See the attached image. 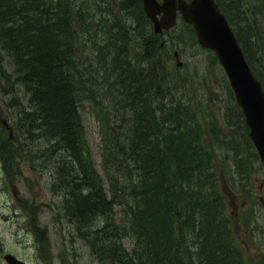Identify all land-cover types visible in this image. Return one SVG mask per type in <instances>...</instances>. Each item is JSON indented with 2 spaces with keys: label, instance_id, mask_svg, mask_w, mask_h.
I'll return each mask as SVG.
<instances>
[{
  "label": "trees",
  "instance_id": "1",
  "mask_svg": "<svg viewBox=\"0 0 264 264\" xmlns=\"http://www.w3.org/2000/svg\"><path fill=\"white\" fill-rule=\"evenodd\" d=\"M8 1L9 13L4 9ZM11 1L0 0V38L3 37L0 40V69L5 64L11 70L0 72V84L19 83L33 110L24 112L26 114L16 120V139L11 141L13 148L8 154L14 162L19 158L38 160L39 153L30 151L26 158L18 157V154L23 149L27 152L33 139L48 140L45 153H42L43 162L55 172L57 190L67 198L63 206L65 218L61 224H67V228L73 230L71 234L76 229L78 237L87 244L98 264H241L240 252L231 241L232 225L220 176L226 171L235 184L247 191L251 168L258 156L226 77L217 91L214 82L205 76L203 94L198 90L193 106L171 90L169 78L172 72L168 69L161 45L154 42V38L150 39L146 49L136 51L139 63L132 62L129 38L143 29L146 33V20L138 21L135 26L116 24L114 13L105 2L85 8L83 6L88 0ZM217 2L226 14L252 71L264 87V25H260L263 24L262 18L256 19L264 13V0L255 4L251 0ZM139 3L140 0H121L118 5L133 11L140 19L143 14L138 9ZM19 5L21 8L17 7ZM62 7H67L64 18L59 13ZM11 10L17 11L15 15L10 14ZM103 11L109 16L103 17ZM185 25L182 37L188 36L189 41L198 46L193 27ZM92 26L103 28L108 39L86 44L80 35L88 33ZM90 49L94 50V57H87L86 52ZM72 56L73 59L70 58ZM142 64L144 68L141 69ZM210 66H214V59ZM115 76L118 87L111 83ZM191 80L190 76L187 85L195 90L196 84ZM198 81L203 87L201 79ZM39 85L42 89L38 90L36 86ZM13 93L17 99V92ZM85 99L97 104L93 116L101 128L102 167L105 166L109 190H114L108 203L103 178L95 167L83 127L80 111L85 107L80 105ZM204 102L207 110H203ZM115 105H121L118 120L114 118L116 121L111 120L110 111L112 109L114 117ZM213 105L218 107L216 114L212 111ZM37 115L42 121L39 122ZM201 115L206 118L204 124ZM117 121L124 123L123 129ZM48 123L63 125L60 124L59 129L48 130ZM93 200H96L95 204ZM114 204L121 207L120 212H111ZM108 205L109 211L105 212ZM116 215H119L120 222H116ZM100 220L102 225L97 222ZM42 239H46L43 246L47 249L48 236L44 235ZM124 239L132 241L131 250L124 246Z\"/></svg>",
  "mask_w": 264,
  "mask_h": 264
},
{
  "label": "rangeland",
  "instance_id": "2",
  "mask_svg": "<svg viewBox=\"0 0 264 264\" xmlns=\"http://www.w3.org/2000/svg\"><path fill=\"white\" fill-rule=\"evenodd\" d=\"M12 1H16V0H12ZM78 1H82V0H78ZM103 2H105L109 7H111L114 15L115 14L117 15L120 13L119 6L117 4V0H88L87 5H84L83 7H85V8L93 7V6L102 4ZM251 2H254V4H255L256 2H258V0H251ZM9 3L10 2L8 1L7 4L5 5L6 7H4L5 11H7V12L9 10ZM107 5H105V7H107ZM75 8H76V6H75ZM66 9H67V7H62L61 10L59 11L62 18H64V16H65ZM15 12H17V11H12V12H10V14H15ZM53 12H55V11H53ZM253 15H256V14H253ZM102 16L103 17L109 16V14H108V12L103 11ZM252 17L254 18L255 16H252ZM259 18H262V21H263V24H260V25H264V13L261 15V17L260 16L256 17V19H259ZM102 29H100V26L99 27L92 26V27H90V31H88V33H84V34L80 35V39L86 40V44L92 40H94L95 43H100V40L104 36V34L102 36H100L102 34ZM185 30H186L185 23L180 22L179 25L176 28H174L173 30L163 33V35L160 37V42L163 44L162 53L166 59L168 69H169V71L172 72L171 78H169V85L171 87V90L176 95L180 96V99L182 97L185 101L192 103L193 99L196 97L198 90L201 93V95L203 94L202 91L204 90V88L202 86H200V82L198 81L201 79V82L204 83V81L202 80V76L204 77L207 75H214L215 74L214 78H216V82H218L219 80L222 81L223 73L221 74L220 71L218 73H216L215 70L213 72L212 69L208 70L210 63L213 61V59H211L209 57L210 52L202 49L201 47L194 46L193 43L189 41L188 36L183 38L181 34ZM263 31H264V29H263ZM180 37L183 38V41H180ZM134 43L135 44H132L130 46V58H132V57L138 58V56L136 55V50L138 49L139 52H141L143 50L138 42H134ZM85 47H87V45H85ZM93 52H94V50H91V51L88 50L86 52V55L87 56L92 55ZM175 53H179V60H180V62L183 63V65L180 68L177 67V61L175 58ZM135 62L139 63V59L135 60ZM43 68H46V67H43ZM8 69L10 70V68H8ZM1 70H2V68L0 69V71ZM9 72H11V70ZM190 76L192 77L191 83L196 84L195 90H194L193 86L187 85V80L189 79ZM185 77H186V80L183 81V79ZM213 81H215V80H213ZM3 83H5V82H1V84H0V92L2 90L3 91L6 90L5 91L6 94L2 95L0 93V114L3 113L2 110H5V114H6L5 116L7 118H9L11 115L14 118V122H15V123L13 122L14 127L17 128L16 120L18 119V117H22L24 112H26L25 106L27 104H29L28 97L25 94V92H23V90H22L21 93H19V97L17 99H15L14 96L12 97L9 95V93L13 92L14 90L4 88L2 86ZM111 83L113 85L116 84L113 81V79L111 80ZM18 86H20V85L17 84L16 87H18ZM41 88H42L41 86H36V89H38V90ZM104 90H105V88H104ZM14 92H16V91H14ZM56 94H58V92ZM10 98H12L13 100ZM11 103H13V105ZM92 103L86 102V99H85L80 105V106H84L85 108H81L80 113L84 119L83 127L86 130V138H88L87 142L89 144L90 151H92L94 164L96 166V169H98L97 171L102 175L103 182H104L105 179H107V176L103 172L104 170L101 166V148H100L101 128H100L99 121L93 116V113H95V106L97 104H92ZM10 105H12V107H9ZM192 105H193V103H192ZM51 106H52V104H51ZM54 106H58V105H54ZM52 109H54V108H52ZM212 111L213 112L215 111V114H216L217 108L215 106H213ZM36 118L39 120V122L42 121L40 116L37 115ZM114 118H115V116H114ZM59 119L57 121H59ZM54 124L55 123H53V124L48 123V129L50 130V129H52V127L55 129L56 128L59 129L60 125L59 124L54 125ZM15 133L17 134L16 131H15ZM7 138H8V134L0 126V142L2 140H6ZM41 139L42 138H40V139L38 138V140H32L30 142L31 148L28 147L27 149H29V150L31 149L30 150L31 152L40 153V155H41V153L45 151V143H49L48 140H46V138H43L42 140ZM26 140H28V139L26 138ZM38 147H40L41 149ZM42 147H43V149H42ZM28 152L29 151L26 152L23 149V151H21L18 154V157L22 156V157L26 158V157H28ZM2 153H4V152L0 153V158H2L1 157ZM38 161L39 160H34V162L23 163L21 165V167H19V165H17V162L15 161L12 164V165H14V170H12V171L18 175H21L23 173L25 167H31L32 171H33V177L35 179V180L33 179L34 182L32 183L29 181V179H31V178H29V179L23 178V179L17 180L18 184L20 186H28V185L33 186L34 189H33V200H32L33 203L32 204H35V208L39 204L40 201L43 202V200H45L46 202L51 204V207L54 209H52V210L49 208L46 209V219L44 221L41 219V217L38 216V213L34 214L35 219L30 221L28 224L26 223V226L23 225L22 229L19 231H17V226L19 224L17 223V221H15V218H12L14 222L7 221V220H4V221L1 220L0 239H1V241L4 242L3 249L6 251V247L9 244V247L11 248V250L13 252H15L18 255H23L21 249L24 250L22 245L24 244V242L26 240L23 241L24 237L20 239L19 235H21V236H25V235H29V234L34 235L33 229L35 227H37L41 231L43 229H46L48 232V238L50 239V243H51V245H50L51 257H50V261H49L51 264H95L96 258L94 256L92 257L91 251L87 245L82 244V242L80 240H76V246L72 248L71 245L69 244V242L67 240H65L64 230L63 229L61 230L58 226L61 224V220L63 218H65L63 206H64L66 200L61 201V199L57 195V191L54 189L55 186H54L53 182L50 183L49 178L44 177V175L42 174L41 171H39L41 173V179H37V175H38L37 171L39 168L37 165ZM251 169H250L251 170L250 185L252 186V190L250 193H252V195L250 196L249 200H248V198L244 199V196H242L240 193H234L232 191L230 192L229 188L227 187V182L225 180L224 181L222 180V183L224 186V191H225L226 196H227V200L229 201V204H230V211H228V214L230 215L231 212H232V214H234L233 211H236V213H235V218H236L235 229H236V231H240V233L237 234L236 240H238L239 246L242 248L244 262L246 264H264V208L261 205L262 204L261 198H264V183H263L264 182L263 181V179H264V168L261 167V164L259 162H256L254 167ZM0 180H1V177H0ZM103 186H104L105 191H106V189L107 190L110 189V186H107V183L103 184ZM236 188H240V186L237 185ZM26 189H30V188H26ZM40 193L43 194L44 198H42L40 196L41 195ZM106 193H107V191H106ZM0 197H3V196L0 195ZM251 198L254 199V201L257 204L256 208H255V210H256L255 215L260 216L261 220H259L255 215L251 216L250 213H249L250 220H248L249 215H248L247 211L249 210V207H250L249 205H251L250 202H252ZM247 201H249V202H247ZM5 204H13L14 206H18L17 201H7V202H5ZM23 206H24V204H23ZM119 208L120 207L113 208V212L120 211ZM4 211H5V207H2L0 209V217L2 216ZM13 212L14 211H12V213L10 212L11 217L13 216ZM10 213H8V214H10ZM53 213H54V215H53ZM54 216L58 217V220L56 221L57 223L54 222V220H53ZM116 217H117L116 222H118L120 220V219H118L119 215H116ZM242 218L243 219L245 218V221H241ZM258 223L260 224V227L257 225ZM61 225H66V227H67V224H61ZM251 226H257L260 230L254 232V234H252V230L249 229ZM23 229H24V231L21 232ZM17 234H19V235H17ZM251 235H252V237H251ZM31 238H32V243H33L34 237L32 236ZM124 244H125L127 249L130 250L132 248V244H131L129 239L125 240ZM26 247L30 248L29 253L31 254V257H32L29 264H41V262L44 261V250H43L42 246L38 245L35 242L34 247L31 248L30 245H27ZM53 250L56 251L55 255H52ZM46 251H47V249H46Z\"/></svg>",
  "mask_w": 264,
  "mask_h": 264
},
{
  "label": "water",
  "instance_id": "3",
  "mask_svg": "<svg viewBox=\"0 0 264 264\" xmlns=\"http://www.w3.org/2000/svg\"><path fill=\"white\" fill-rule=\"evenodd\" d=\"M147 13L152 17L156 33L176 24L177 12L184 21L192 24L199 43L216 51L233 88L237 104L242 108L246 124L264 161V92L261 83L251 72L225 16L215 0H144ZM160 15V20H158Z\"/></svg>",
  "mask_w": 264,
  "mask_h": 264
},
{
  "label": "bare ground",
  "instance_id": "4",
  "mask_svg": "<svg viewBox=\"0 0 264 264\" xmlns=\"http://www.w3.org/2000/svg\"><path fill=\"white\" fill-rule=\"evenodd\" d=\"M36 1V0H35ZM65 1V0H64ZM12 2V1H11ZM19 2V1H18ZM18 2H16L17 3V5H18ZM31 2V1H30ZM40 2V1H39ZM39 2H37V3H39ZM46 2V1H45ZM14 3V2H13ZM34 3V2H33ZM36 3V2H35ZM42 3V2H41ZM41 3H39V4H41ZM84 3V2H83ZM10 4V3H9ZM38 4V5H39ZM43 4H45V3H43ZM47 4V3H46ZM26 5V4H25ZM13 6V5H12ZM14 6H16L15 4H14ZM23 6H24V4H23ZM37 5L35 4V6L34 7H36ZM48 6V5H47ZM6 7V6H5ZM17 7H20V5L19 6H17ZM16 8V7H15ZM21 8V7H20ZM27 8V7H26ZM25 8V9H26ZM5 9V8H4ZM19 9V8H18ZM3 10V9H2ZM15 10V9H14ZM24 10V9H23ZM22 10V11H23ZM12 11V10H11ZM20 12V11H19ZM9 13V12H8ZM22 14V13H21ZM20 14V15H21ZM7 15V14H6ZM5 15V16H6ZM15 15V14H14ZM22 15H24V14H22ZM10 16V15H9ZM3 17V16H2ZM7 17V16H6ZM8 18V17H7ZM16 19V18H15ZM34 19H35V17H34ZM41 19V18H40ZM43 19V18H42ZM45 19V18H44ZM49 19V18H48ZM53 19V18H52ZM22 20V19H21ZM39 20V19H38ZM51 20V19H50ZM49 20V21H50ZM53 21V20H52ZM33 22V21H32ZM14 23V22H13ZM21 23H22V21H21ZM31 23V22H30ZM42 23V22H41ZM34 24H36V23H34ZM33 24V25H34ZM24 25V24H23ZM33 25L31 26V27H33ZM37 25V24H36ZM39 25V24H38ZM46 25H48V23L46 24ZM4 26V25H3ZM41 27H42V25H40ZM52 26V25H51ZM55 26V25H54ZM7 27V26H6ZM23 27V26H22ZM31 27H30V29H31ZM4 28V27H3ZM28 28V27H27ZM34 28V27H33ZM32 28V29H33ZM44 28H46V27H44ZM50 28V27H49ZM56 28V27H55ZM1 29V28H0ZM31 29V30H32ZM37 29V28H36ZM40 29V28H39ZM51 29V28H50ZM49 29V30H50ZM54 29V28H53ZM44 30V29H43ZM46 30V29H45ZM44 30V31H45ZM58 30V29H57ZM6 32H7V30H5ZM26 31V30H25ZM33 31V30H32ZM43 31V32H44ZM55 31V30H54ZM242 31V30H241ZM250 31V30H249ZM1 32H2V30H1ZM18 32H20V30L18 31ZM23 32V31H22ZM39 32H40V30H39ZM43 32H41V33H43ZM57 32V31H56ZM64 32V31H63ZM237 32V31H236ZM246 32V31H245ZM26 33H27V31H26ZM33 33V32H32ZM40 33V34H41ZM58 33V32H57ZM60 33H62V31L60 32ZM59 33V34H60ZM24 34V33H23ZM28 34V33H27ZM45 34V33H44ZM54 34V33H53ZM258 34V33H257ZM9 35V34H8ZM25 35V34H24ZM35 35V34H34ZM39 35V34H38ZM246 35V34H245ZM3 36V35H2ZM10 36V35H9ZM12 36V35H11ZM22 36V35H21ZM26 36V35H25ZM28 36V35H27ZM50 36H51V34H50ZM7 37L8 36H6L5 38L7 39ZM29 37V36H28ZM34 37V36H33ZM56 37V36H55ZM62 37V36H61ZM60 37V35H59V38H61ZM129 37V36H128ZM31 38V37H30ZM36 38V37H35ZM51 38V37H50ZM63 38V37H62ZM189 38V37H188ZM3 40V37L2 38H0V40ZM14 39V38H13ZM12 39V40H13ZM44 39V38H43ZM53 39H54V37H53ZM57 39V38H56ZM65 39V38H64ZM88 39V38H87ZM114 39V38H113ZM129 39H131V38H129ZM180 39H181V37H180ZM254 39V38H253ZM8 40V39H7ZM24 40V39H23ZM49 40V39H48ZM55 40V39H54ZM179 40V39H178ZM186 40V39H185ZM264 40V39H263ZM6 41V40H5ZM22 41V40H21ZM62 41V40H61ZM92 41H94V40H92ZM101 41V40H100ZM117 41H118V39H117ZM123 41V40H122ZM126 41V40H125ZM18 42V41H17ZM28 42V41H27ZM45 42V41H44ZM52 42V41H51ZM63 42V41H62ZM114 42V41H113ZM119 42H121V41H119ZM130 42V41H129ZM41 43V42H40ZM50 43V42H49ZM54 43H56V42H54ZM64 43V42H63ZM95 43V42H94ZM102 43V42H101ZM27 44H29V43H27ZM59 44V43H58ZM126 44V43H125ZM128 44V43H127ZM133 44H135V43H133ZM178 44V43H177ZM16 45V44H15ZM59 45H61V44H59ZM108 45V44H107ZM184 45V44H183ZM27 46V45H26ZM47 46V45H46ZM53 46V45H52ZM54 46H56V45H54ZM53 46V47H54ZM65 46V45H64ZM72 46V45H71ZM104 46V45H103ZM110 46V45H109ZM118 46V45H117ZM9 47V46H8ZM30 47V46H29ZM50 47V46H49ZM56 47H58V46H56ZM55 47V49H58V48H56ZM60 47V46H59ZM93 47H95V45H93ZM111 47V46H110ZM62 48V47H61ZM65 48V47H64ZM67 48L69 49L70 47H68L67 46ZM115 48V47H114ZM120 48V47H119ZM118 48V49H119ZM14 49V48H13ZM50 49V48H49ZM54 49V50H55ZM100 49V48H99ZM107 49V48H106ZM106 49H102V51H104V50H106ZM109 49V48H108ZM111 49H112V47H111ZM121 49V48H120ZM123 49V48H122ZM1 50V49H0ZM10 50V49H9ZM8 50V51H9ZM20 50V49H19ZM18 50V51H19ZM37 50V49H36ZM47 50V49H46ZM51 50V49H50ZM59 50V49H58ZM66 50V49H65ZM14 51V50H13ZM30 51V50H29ZM67 51V50H66ZM90 51H91V49H90ZM110 51V50H109ZM117 51V50H116ZM49 52V51H48ZM69 52H70V50H69ZM106 52V51H105ZM118 52H120V51H118ZM4 53V52H3ZM6 53V52H5ZM36 53V52H35ZM42 53H44V52H42ZM41 53V54H42ZM47 53V52H46ZM52 53H53V51H52ZM56 53V52H55ZM59 53V52H58ZM65 53V52H64ZM94 53V52H93ZM96 53V52H95ZM101 53V52H100ZM107 53V52H106ZM121 53V52H120ZM123 53V52H122ZM16 54V53H15ZM60 54V53H59ZM105 54V53H104ZM3 55V54H2ZM20 55V54H19ZM21 55H23V54H21ZM31 55V54H30ZM34 55V54H33ZM56 55V54H55ZM61 55H62V53H61ZM66 55V54H65ZM83 55V54H82ZM5 56H6V54H5ZM13 56V55H12ZM35 56V55H34ZM93 56V55H92ZM98 56H100V55H98ZM9 57H11V56H9ZM30 57H32V56H30ZM57 57V56H56ZM60 57V56H59ZM63 57V56H62ZM88 57V56H87ZM94 57V56H93ZM64 58H65V56H64ZM64 58H63V61H64ZM66 58H68V57H66ZM70 58H72L73 59V56L72 57H70ZM84 58V57H83ZM92 58V57H91ZM98 58V57H97ZM8 59V58H7ZM7 59H6V62H7ZM33 59H35V58H33ZM56 59V58H55ZM58 59V58H57ZM69 59V58H68ZM96 59V58H95ZM11 60H12V58H11ZM15 60V59H14ZM31 60V59H30ZM30 60H28V61H30ZM60 60V59H59ZM34 60H32V62H33ZM63 61L61 62V65H62V63H63ZM66 61V60H65ZM78 61V60H77ZM81 61V60H80ZM79 61V62H80ZM89 61V60H88ZM87 61V62H88ZM5 62V61H4ZM5 62V63H6ZM15 62H17V61H15ZM14 62V63H15ZM20 62H22L21 60H20ZM26 62V61H25ZM35 62V61H34ZM69 62V61H68ZM68 62H65V63H68ZM74 62V61H73ZM86 62V63H87ZM11 63H13V62H11ZM24 63V62H23ZM31 63V62H30ZM36 63V62H35ZM60 63V62H59ZM59 63H56V64H59ZM72 63V62H71ZM1 64H3V63H1ZM20 64V63H19ZM26 64H27V62H26ZM78 64V63H77ZM85 64V63H84ZM35 65V64H34ZM36 65H38V63L36 64ZM39 65H40V63H39ZM55 65V64H54ZM67 65V64H66ZM65 65V66H66ZM73 65H74V63H73ZM80 65V64H79ZM83 65V64H82ZM4 66H7V65H5L4 64ZM33 66V65H32ZM31 65L29 66V67H32ZM65 66L63 67V68H65ZM70 66V65H69ZM25 67H26V65H25ZM33 67H35V66H33ZM57 67V66H56ZM59 67V66H58ZM62 67V66H61ZM68 67V66H67ZM72 67V66H71ZM71 67H70V70H71ZM74 68H75V66H73ZM81 67V66H80ZM28 68V67H27ZM43 68V67H42ZM40 69V68H39ZM47 69V68H46ZM59 68H57V70H58ZM23 70H24V68H23ZM28 70V69H27ZM26 70V71H27ZM31 70V69H30ZM34 70V69H33ZM37 70H38V68H37ZM36 70V71H37ZM56 70V71H57ZM60 70V69H59ZM64 70V69H63ZM46 71V70H45ZM54 71V70H53ZM74 71V70H73ZM24 72V71H23ZM30 72V71H29ZM34 72V71H33ZM58 72H60V71H58ZM57 72V73H58ZM64 72V71H63ZM135 72V71H134ZM36 73V72H35ZM42 73V72H41ZM66 73V72H65ZM64 73V74H65ZM70 73H71V71H70ZM74 73V72H73ZM127 73V72H126ZM54 74V73H53ZM52 74V75H53ZM58 74H60V76H61V73H58ZM48 75H50L49 73H48ZM67 75V74H66ZM65 75V76H66ZM73 75V74H72ZM126 75V74H125ZM127 75H129V73L127 74ZM37 76V75H36ZM39 76V75H38ZM47 76V75H46ZM54 76V75H53ZM59 76V77H60ZM24 77V76H23ZM31 77V76H30ZM41 77V76H40ZM50 77H51V75H50ZM55 77V76H54ZM67 77H68V75H67ZM67 77H64V78H67ZM17 78V77H16ZM27 78H28V76H27ZM34 78V77H33ZM49 78V77H48ZM58 78V77H57ZM61 78H63V76L61 77ZM68 78H70V77H68ZM131 78H132V75H131ZM28 79H30V78H28ZM41 79V78H40ZM46 79V78H45ZM14 80V79H13ZM18 81H19V79H17ZM55 80H56V78H55ZM54 79H53V81H54V83H56V81H55ZM60 80V79H59ZM58 80V81H59ZM24 81H25V79H24ZM51 81V80H50ZM65 81V80H64ZM129 81V80H128ZM22 82H23V80H22ZM27 82V81H26ZM33 82H35V81H33ZM40 82V81H39ZM42 82V81H41ZM61 82V81H60ZM30 83H31V81H30ZM62 83V82H61ZM61 83L59 84V85H61ZM13 84V83H12ZM17 84H19V83H17ZM20 84H22V83H20ZM38 84V83H37ZM24 85V84H23ZM43 85V84H42ZM56 85V84H55ZM203 85V88H205L204 87V83L202 84ZM34 86H35V84H34ZM40 86V85H39ZM146 86V85H145ZM150 86V85H149ZM28 87V86H27ZM26 87V88H27ZM42 87V86H41ZM61 87V86H60ZM151 87V86H150ZM24 89V88H23ZM34 89V88H33ZM42 89V88H41ZM61 89V88H60ZM26 90H29V89H26ZM6 91V90H5ZM38 91V90H37ZM14 92V91H13ZM13 92H11V93H9V95L10 96H14L15 98H16V96L14 95V93ZM24 92V91H23ZM32 92V91H31ZM2 95H5L4 94V92L3 91H1L0 92ZM8 93V92H7ZM19 93H21V91L19 92ZM26 93V92H25ZM35 93H37V92H35ZM15 94H16V92H15ZM45 94V93H44ZM17 95H18V97H19V94H18V92H17ZM42 95V94H41ZM64 97H65V95H64ZM10 99H12V98H10ZM9 99V100H10ZM13 100V99H12ZM13 102V101H12ZM20 102V101H19ZM14 103V102H13ZM13 103H11L12 105H13ZM12 105H10L9 107H12ZM49 107V106H48ZM60 107V106H59ZM17 108V107H16ZM65 108V107H64ZM20 109V108H19ZM70 109V108H69ZM68 109V110H69ZM61 110V109H60ZM58 111V113H61V111ZM63 110V109H62ZM67 110V111H68ZM71 110V109H70ZM17 111V110H16ZM26 111V110H25ZM50 111H52V110H50ZM73 111V110H72ZM63 112V111H62ZM22 113V112H21ZM20 113V114H21ZM46 113V112H45ZM57 113V112H56ZM57 113V114H58ZM16 114V113H15ZM18 114V113H17ZM19 114V115H20ZM24 114H26V113H24ZM65 114H66V112H65ZM73 114V113H72ZM18 115V116H19ZM55 115V114H54ZM21 116V115H20ZM25 116V115H24ZM27 116H28V114H27ZM34 116V115H33ZM58 116V115H57ZM60 116L62 117V115L60 114ZM64 117H65V115H63ZM69 116V115H68ZM67 116V117H68ZM31 117V116H30ZM50 117V116H49ZM19 118V117H18ZM54 118V117H53ZM66 118V117H65ZM65 118H63V119H65ZM17 119V118H16ZM23 119V118H22ZM51 120H52V118H50ZM59 119V118H58ZM62 119V120H63ZM67 119V118H66ZM69 119V118H68ZM25 120V119H24ZM47 121V120H46ZM67 121V120H66ZM27 122H28V120H27ZM65 122V121H64ZM57 123V122H56ZM68 123V122H67ZM53 124V123H52ZM61 124V123H60ZM59 124V125H60ZM66 124V123H65ZM118 124L119 125H121L122 126V129H123V125L122 124H124L123 122H118ZM117 124V125H118ZM55 125V124H54ZM61 125H63V124H61ZM67 125V124H66ZM50 126V125H49ZM126 126V125H125ZM25 127V126H24ZM51 127V126H50ZM127 127V126H126ZM192 127V126H191ZM60 128V127H59ZM116 128V127H115ZM118 128H120V126L118 127ZM189 128V127H188ZM52 129H53V127H52ZM57 129V128H56ZM55 129V130H56ZM129 129V128H128ZM31 130V129H30ZM29 130V131H30ZM49 130V129H48ZM119 130V129H118ZM125 130V129H124ZM22 131V130H21ZM24 131V130H23ZM39 131H41V130H39ZM47 131V130H46ZM32 132H34V131H32ZM192 132V131H191ZM23 134V133H22ZM21 134V135H22ZM30 133L28 132V135H29ZM40 135H42V134H40ZM30 136V135H29ZM46 136V135H45ZM34 137H35V135H34ZM37 138V137H36ZM16 139V133H15V131H13V132H11L9 135H8V138L6 139V140H2L1 142L2 143H4L5 142V145H4V147H2L1 149H0V151L1 152H4V154H5V156H6V160L7 161H9V163L12 165L13 163H14V159H13V157H10L9 156V154H8V151L10 150V149H12L13 148V142H11L12 140H15ZM30 139V138H29ZM43 139V138H42ZM41 139V140H42ZM32 140V139H31ZM34 140V139H33ZM38 140V139H37ZM40 141V140H39ZM29 142H30V140H29ZM42 142V141H41ZM45 142V141H44ZM47 142V141H46ZM33 143V142H32ZM37 143V142H36ZM46 144V143H45ZM47 145V144H46ZM29 147V146H28ZM27 147V148H28ZM44 147V146H43ZM43 147H42V149H43ZM30 148H31V146H30ZM33 148V147H32ZM38 148H40V147H38ZM100 148H101V139H100ZM34 149V148H33ZM36 149V148H35ZM41 149V148H40ZM45 149H46V147H45ZM31 150V149H30ZM30 150L28 149V151L30 152ZM42 151V150H41ZM0 152V153H1ZM11 152V151H10ZM29 152H28V155H29ZM57 152V151H56ZM92 152V151H91ZM42 153H45V152H42ZM42 153H41V155H40V157H38V160H40V162H41V165H40V167H39V171H41L42 172V174L44 175V177H47V178H49V180H50V183H52L54 180L53 179H56V174H55V172L52 170V169H50V168H48V167H46L45 166V163L43 162V158H42ZM49 153V152H48ZM47 153V154H48ZM40 154V153H39ZM2 155H3V153H2ZM55 155V154H54ZM53 156V155H52ZM2 157V156H1ZM34 157V156H33ZM49 157V156H48ZM92 158H93V156H92ZM54 159V158H53ZM28 160H31V161H34V159H32V158H28ZM50 160V159H49ZM46 161V160H45ZM48 161V160H47ZM52 162V161H51ZM55 164V163H54ZM57 164V163H56ZM49 165H51L50 163H49ZM82 166V165H81ZM101 166H102V150H101ZM83 167H84V165H83ZM96 167V166H95ZM105 167V166H104ZM104 167H102V168H104ZM68 169H69V167H68ZM74 169H75V167H74ZM74 169H73V171H74ZM105 169V168H104ZM103 169V170H104ZM79 170V169H78ZM98 170V169H97ZM67 171V170H66ZM69 171V170H68ZM105 171V170H104ZM103 171V172H104ZM70 172V171H69ZM79 172H80V170H79ZM84 174V173H83ZM77 175V174H76ZM84 177V176H83ZM78 178V176L76 177V179ZM70 179V178H69ZM84 180V179H83ZM86 180V179H85ZM29 181L30 182H34V180L33 179H29ZM69 181V180H68ZM29 186V185H28ZM37 186V185H36ZM34 188H33V186L32 185H30V190H33ZM54 189H55V187H54ZM106 192V191H105ZM75 197H76V194H75ZM81 197V196H80ZM74 198V197H73ZM75 199V198H74ZM85 199V198H84ZM81 200V199H80ZM79 200V201H80ZM61 201H64V200H61ZM89 201V200H88ZM78 202V201H77ZM81 202V201H80ZM90 202V201H89ZM59 204V203H58ZM57 204V205H58ZM78 205V204H77ZM87 205V204H86ZM88 205H89V203H88ZM41 210H44V209H47V208H49V209H54V208H52L51 207V204H49L48 202H46L45 200H43V202L41 201ZM97 206V205H96ZM37 207V206H36ZM94 207V206H93ZM96 208H98V207H96ZM87 209H89V211H90V208H87ZM92 209V208H91ZM40 210V211H41ZM92 210H95V209H92ZM87 211V210H86ZM92 212V211H91ZM84 213H85V211H84ZM94 215L96 214V211H95V213H93ZM53 215H54V213H53ZM94 215H92V216H94ZM72 217H74V216H71V218ZM77 217V216H76ZM41 219L43 220V218L41 217ZM53 220H54V222H56L57 220H58V217L57 216H54L53 217ZM75 220V219H74ZM67 221V220H66ZM73 221V220H72ZM101 221L102 220H100V223H99V221H97L98 222V224H100V225H102L101 224ZM57 223V222H56ZM55 223V224H56ZM59 224V223H58ZM94 224V223H93ZM164 225V224H163ZM164 227V226H163ZM168 227V226H167ZM36 229H35V232H33L34 233V235L33 234H29V235H25L24 236V238H23V241L24 240H29L30 242H32V236L35 238H37L38 239V241H36V243L38 244V245H40V246H42L43 247V250H44V261L46 260V261H50V257H51V255H50V251H51V249H50V245H51V243H50V239H49V244L47 245V251H46V247H45V245L43 246V244H45L46 243V239H42L41 240V238L42 237H44V235L47 237L48 236V232H47V230L46 229H43L42 231L39 229V228H37V227H35ZM151 229V228H150ZM155 233V232H154ZM75 234L77 235V231H76V229H75ZM65 240H67L68 242H69V244L71 245V247L73 248V247H75L76 246V240H80L81 242H82V244H85L84 243V241L82 240V239H80L79 237H78V235H77V239H73V241H69L68 239H66L65 238ZM25 243V242H24ZM33 243H35L34 241H33ZM227 244H229L230 243V241H227L226 242ZM225 243V244H226ZM4 244V242L2 243V245ZM66 244V243H65ZM85 245H87V244H85ZM31 246V248L33 247L32 245H30ZM227 248V247H226ZM3 249V248H2ZM3 251H5L4 249H3ZM29 251H30V248H28V247H25L24 248V250L22 251V253H23V255H26V254H30L29 253ZM92 254V253H91ZM31 255V254H30ZM92 257H93V255H92ZM32 258V257H31ZM29 262L30 261H28L27 259H22L21 257H20V255H19V257H18V264H29ZM95 264H98L97 263V261L95 262Z\"/></svg>",
  "mask_w": 264,
  "mask_h": 264
},
{
  "label": "flooded vegetation",
  "instance_id": "5",
  "mask_svg": "<svg viewBox=\"0 0 264 264\" xmlns=\"http://www.w3.org/2000/svg\"><path fill=\"white\" fill-rule=\"evenodd\" d=\"M4 145H5V142H4V143L0 142V149H1L2 147H4ZM2 158L6 159V156H5L4 153H3V155H2ZM17 203H18V202H17ZM5 205H7V204H5ZM41 207H42V206H41V201H40L39 204L37 205L36 209H37L38 211H40V210H41ZM22 209H23V206H22L21 204H19V203H18V206H14L13 204H8V205L5 207V211H4V213L2 214V216H1V220H2V221L7 220V221H12V222H14L12 218H15V221H17V223L19 224V225L17 226V231L21 230L23 225L26 226V222H25V221L23 220V218H22V215L24 214V211H22ZM12 211H14V212H13V216L11 217L10 215H11ZM10 212H11V213H10ZM8 213H10V214H8ZM23 217H24V219H26L25 216H23ZM35 229H36V228L33 229V232H35ZM23 231H24V229H23L21 232H23ZM17 235H19V234H17ZM23 237H24V236L19 235V238H20V239L23 238ZM27 245H32V246L34 247V246H35V243H32V242H30L29 240H26L25 243L22 245V247L25 248ZM2 248H3V245H2ZM20 249H21V248H20ZM21 250L23 251V249H21ZM20 257H21L22 259H27L28 261L31 260V255H30V254L20 255Z\"/></svg>",
  "mask_w": 264,
  "mask_h": 264
}]
</instances>
